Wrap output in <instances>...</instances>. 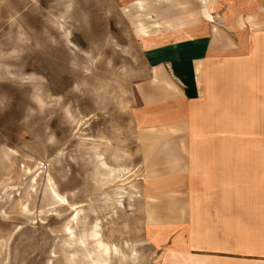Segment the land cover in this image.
Returning <instances> with one entry per match:
<instances>
[{
  "label": "rangeland",
  "instance_id": "374dc122",
  "mask_svg": "<svg viewBox=\"0 0 264 264\" xmlns=\"http://www.w3.org/2000/svg\"><path fill=\"white\" fill-rule=\"evenodd\" d=\"M147 6L0 0V264H165L178 244L169 221L193 201L177 188L195 182L209 234L211 206L224 205L210 187L225 129L195 136L199 159L183 176L150 168L140 128L155 111L142 92L162 66L152 46L170 37ZM257 42L245 80L264 99V32Z\"/></svg>",
  "mask_w": 264,
  "mask_h": 264
},
{
  "label": "crops",
  "instance_id": "0c3cea01",
  "mask_svg": "<svg viewBox=\"0 0 264 264\" xmlns=\"http://www.w3.org/2000/svg\"><path fill=\"white\" fill-rule=\"evenodd\" d=\"M145 2L165 21L163 32L170 37L152 46L153 61L162 66L149 78L151 89L142 92L147 111H155L140 128L150 168L183 176L199 159L195 145L189 147L195 136L225 129L226 148L216 154L210 187L215 191L211 200L223 196L224 205H210V232L202 234L200 218L193 213L202 203L197 199L195 204L196 182L177 188L187 191L188 198L193 195V201H188V214L169 221L178 224V244L174 254L165 253V264H264V152L252 156L243 146L264 145V99L258 87L247 86L245 76L254 60L250 48L258 47L264 32V0ZM160 79H165L161 93Z\"/></svg>",
  "mask_w": 264,
  "mask_h": 264
}]
</instances>
